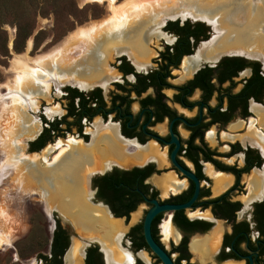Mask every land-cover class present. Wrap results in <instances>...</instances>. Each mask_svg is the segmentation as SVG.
I'll list each match as a JSON object with an SVG mask.
<instances>
[{"label":"flooded vegetation","instance_id":"flooded-vegetation-1","mask_svg":"<svg viewBox=\"0 0 264 264\" xmlns=\"http://www.w3.org/2000/svg\"><path fill=\"white\" fill-rule=\"evenodd\" d=\"M228 3L141 19L106 38L102 67L91 69L95 82L66 85L59 113L40 115L27 152L69 131L86 145L97 136L105 148V127L115 130L120 158L90 172L86 203L118 221L120 232L107 240L99 226L81 233L58 205L48 213L39 201L49 242L37 262L24 264H165L144 233L155 205L150 237L172 264H264V127L253 121L260 138L245 136L258 117L252 107L264 110V50L228 36L244 25L233 16H248L241 0ZM249 5L254 13L264 1ZM258 28L264 35V20ZM75 241L81 257L70 262Z\"/></svg>","mask_w":264,"mask_h":264},{"label":"bare ground","instance_id":"bare-ground-1","mask_svg":"<svg viewBox=\"0 0 264 264\" xmlns=\"http://www.w3.org/2000/svg\"><path fill=\"white\" fill-rule=\"evenodd\" d=\"M233 1L237 0H77L80 7L87 3H103L106 12L99 19L77 25L58 43L35 56H30L31 42H28L25 52L14 54L8 68L10 76L0 83V184L2 185L4 176L12 175L10 179L19 185V189L16 188L19 194L38 187L39 193L47 195V209H51V203L58 205L63 213L73 219L81 233H93L99 226L106 240L110 237L115 238L113 235L120 232V223L110 219L103 209L90 207L86 203V196H88L86 181L90 172L103 171L112 159L120 158L119 144L114 139L115 130L110 126L105 127L108 134L106 139L102 138V141L106 142L105 148L99 147L101 138L97 136L92 145H86L74 136H69L67 139H59L56 143L48 145L40 153L26 155L23 152L25 139L34 136L39 126L33 125L30 119L27 121L23 119V114L21 115L20 112V107L24 108L22 99L13 92H23L28 97L29 103H27L32 106L29 96L43 93L45 95L49 84L44 83H47L49 78L65 83H78L80 87L89 86L97 77L91 74L93 73L91 69L102 67V62L98 65L97 62L103 60L102 50H104L106 38L119 35L129 25L141 19L156 16L164 18L175 15H197L202 11L209 13ZM241 2L248 16L246 18L239 17L240 14L233 16L232 21L236 23L244 21V25L237 28H233L232 25L228 36L233 37L235 42L253 45L255 48H261L258 50L262 51L264 35L258 32V27L264 20V8L261 7L251 13L249 0H241ZM225 17H228V14ZM48 22L45 20L44 23ZM11 37L9 46L12 44ZM138 46L139 56L146 58L147 51L142 44ZM3 88L9 94L7 100L3 97L6 94L2 92ZM252 110L257 112L258 117L256 120H251L249 131L245 136L260 138V133L254 127L253 121L264 127V111L259 106H253ZM54 113H59L57 107L49 110L50 115ZM26 122L33 126L25 128ZM94 126L96 130L100 127L98 122ZM99 129L102 131V128ZM262 146L264 148V139ZM54 149L56 150L51 159L42 166L41 158L47 157ZM221 180L228 181L226 178ZM65 197L68 199L65 200ZM9 217L0 204V245L2 246H7L11 240L10 233L8 235L9 231L7 232L5 228ZM163 233L165 237L172 234V228L168 223L163 224ZM78 241L72 244L67 254V260L70 262L81 257V244Z\"/></svg>","mask_w":264,"mask_h":264},{"label":"rangeland","instance_id":"rangeland-1","mask_svg":"<svg viewBox=\"0 0 264 264\" xmlns=\"http://www.w3.org/2000/svg\"><path fill=\"white\" fill-rule=\"evenodd\" d=\"M105 12L103 3H87L80 7L77 0H0V83L10 76L8 68L14 54L25 52L28 42H31L29 54L35 56L58 43L77 25L99 19ZM45 20L49 22L44 23ZM10 37L12 38L11 46H9ZM49 80L50 78L47 83H44L49 84L45 95L43 93L29 96L32 106L28 104V97L23 92H13L22 99L24 108L20 107V112L21 115L23 114V119L25 121L30 119L31 123L37 127L41 114H45L48 120L52 119L49 110L54 107L59 109V104L65 103L60 90L66 85H72L56 79L50 82ZM1 90L6 93L4 88ZM3 97L7 100L9 94L6 93ZM28 123L26 122L25 128L33 126ZM37 133L25 139L23 152L26 155L34 153L27 152V142L33 140ZM70 134L72 132L69 131L64 136L53 137L35 153L42 152L45 147L56 143L59 139H67ZM41 159L42 166L49 161L48 156ZM10 177L4 176L2 185L0 184V204L10 216L6 220L5 228L7 232L9 231L7 234L10 233L11 239L7 246L0 245V264H24L26 259H32L35 263L37 254L45 252L49 242L47 222L41 212L39 201L48 213L55 205L51 203V209H47V195L39 193L38 187L19 194V185L12 182ZM70 233L72 238H81L72 231Z\"/></svg>","mask_w":264,"mask_h":264},{"label":"water","instance_id":"water-1","mask_svg":"<svg viewBox=\"0 0 264 264\" xmlns=\"http://www.w3.org/2000/svg\"><path fill=\"white\" fill-rule=\"evenodd\" d=\"M158 206L155 205L149 212L147 213L144 221V233L147 239L148 244L151 246V248L163 259L165 264H172L168 258L163 254V252L156 246L154 241L150 237V232H149V224L151 221L152 216L155 214V212L158 210ZM171 206H162L161 208H170ZM179 207V206H178Z\"/></svg>","mask_w":264,"mask_h":264}]
</instances>
